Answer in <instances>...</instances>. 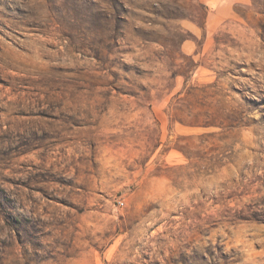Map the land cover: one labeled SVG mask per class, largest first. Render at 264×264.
Segmentation results:
<instances>
[{"label":"rangeland","instance_id":"rangeland-1","mask_svg":"<svg viewBox=\"0 0 264 264\" xmlns=\"http://www.w3.org/2000/svg\"><path fill=\"white\" fill-rule=\"evenodd\" d=\"M0 264H264V0H0Z\"/></svg>","mask_w":264,"mask_h":264},{"label":"built area","instance_id":"built-area-1","mask_svg":"<svg viewBox=\"0 0 264 264\" xmlns=\"http://www.w3.org/2000/svg\"><path fill=\"white\" fill-rule=\"evenodd\" d=\"M119 203H120L121 205H123V204H124V201H119Z\"/></svg>","mask_w":264,"mask_h":264}]
</instances>
